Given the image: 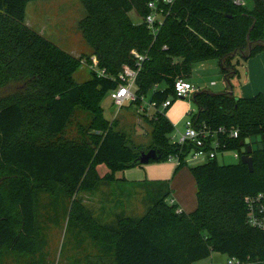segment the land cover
<instances>
[{
    "label": "trees",
    "instance_id": "1",
    "mask_svg": "<svg viewBox=\"0 0 264 264\" xmlns=\"http://www.w3.org/2000/svg\"><path fill=\"white\" fill-rule=\"evenodd\" d=\"M30 1L39 0H0V255L35 252L42 187L58 185L72 194L92 189L100 180L108 182L107 176L98 179L97 166L104 165L114 179L118 172L141 166L143 151L124 145V137L108 128L100 106L116 88L122 68H135L132 52L144 57L135 95L138 100L148 97L158 108L173 97L177 79L187 80L192 66L208 59L219 62L231 89L236 58L247 52L248 41L264 40L259 1L248 8L233 0H173L162 6V25L152 35L144 22L152 0H80L85 16L78 29L91 50L83 60L91 65L94 57L107 77L91 72L88 81L77 84L73 75L81 60L24 24ZM131 12L138 24L130 19ZM262 51L256 45L246 60ZM191 99L197 111L194 124L216 133L225 146L220 152L240 154L245 139L264 138L262 94L239 98L227 91H199ZM138 100L131 104L138 106ZM75 106L93 116L94 144H50L46 139L65 130ZM148 123L149 149L159 157L148 164L176 156L180 163L174 174L187 166L189 149L172 144L174 127L164 112L156 111ZM219 128L227 133L237 129L238 137L228 138ZM251 157L252 172L240 161L219 165L214 159L191 167L196 208L189 213L166 202L172 194L168 181L142 184L148 189L143 215L116 216L99 229L111 264H193L214 253L264 264V233L247 224L244 204L245 197L264 193V150Z\"/></svg>",
    "mask_w": 264,
    "mask_h": 264
},
{
    "label": "rangeland",
    "instance_id": "2",
    "mask_svg": "<svg viewBox=\"0 0 264 264\" xmlns=\"http://www.w3.org/2000/svg\"><path fill=\"white\" fill-rule=\"evenodd\" d=\"M246 4L248 8L252 7L251 0H246ZM25 6L24 24L63 51L73 52L70 55L81 60L80 67L73 75L74 82L81 84L88 81L92 71L83 59L91 55V50L84 43L78 29L79 21L85 16L80 0H39L30 1ZM129 17L135 24L140 22L133 12ZM185 81L201 92L214 94L221 93L227 87L216 59L194 64L189 78ZM243 84L244 82H230L235 96H238L239 88ZM12 89L10 87L8 92ZM148 100V97H145L138 106L127 103L117 113V108L108 94L100 103L102 116L109 123L108 128L124 137L125 146L142 150L144 153L151 150V125L148 121L155 112L153 107H147ZM189 109L195 110V105L191 98H186L176 100L164 111L165 117L175 127L170 138L175 139L174 136L180 131ZM92 118L85 109L75 106L65 130L46 140L53 145L86 143L92 146L95 142L94 135H97L96 130L90 127ZM233 156L234 152L226 151L218 153L216 160L219 165H234L238 160ZM152 164L156 163L147 165ZM200 164L203 162L188 163L177 173L170 174V177L174 178V196L185 199L186 203L196 202L192 192L195 181L189 169ZM171 165L176 169L174 161ZM97 168L98 166L95 167V172L98 179L107 176L108 182L100 180L92 189L81 188L67 194L63 187L58 185L42 187L37 212L38 232L34 236L35 252L26 256L13 252L5 253L0 255V264H111L110 258L104 253L102 233L99 229L112 224L116 216L143 215L148 203V189L142 184L149 183L120 182L111 175L104 174L107 171L104 165L100 166V172ZM120 175L118 172L116 177L119 178ZM171 197L172 194L166 201L168 204H171ZM222 256L223 264H227L229 258Z\"/></svg>",
    "mask_w": 264,
    "mask_h": 264
},
{
    "label": "built area",
    "instance_id": "3",
    "mask_svg": "<svg viewBox=\"0 0 264 264\" xmlns=\"http://www.w3.org/2000/svg\"><path fill=\"white\" fill-rule=\"evenodd\" d=\"M172 2L173 0H152L148 2L147 8L149 9V14L144 18V22L152 35H156L158 27L162 25L164 11L162 6L171 5ZM233 4L236 6L248 7L246 0H233ZM132 55L136 59L135 68L124 66L117 77L118 83L116 88L108 93L111 102L114 107L117 108L116 113L127 103L131 104L138 100L134 89L141 62L144 61V57L138 55L136 52H132ZM90 69L97 77H107L104 70L97 68V61L94 57L91 58ZM155 89L157 88L155 87ZM196 92H199V89L197 90L192 84L184 79H177L174 82L173 98H168L158 108H156L155 103H150L148 100L147 107H153L155 112L158 111L163 113L171 107L172 99L184 100L186 98H191ZM143 100L144 97H140L138 101L141 104ZM159 108L161 111H159ZM193 114L195 113L188 112L187 117L183 119L181 131L174 136L175 139L171 138V142L178 146H186L189 149L184 160L187 165L192 162L205 163L209 160H216L217 154L222 153L220 152V148H225V146L215 138L216 133L214 131L195 125L192 120ZM218 132L225 134L228 138L236 139L238 137L237 129L230 130L227 133L225 129L219 128ZM233 157L240 161L239 153L234 152ZM173 161L177 166L180 163L179 158L176 156L169 157L167 162L172 163ZM170 203L172 204L171 201ZM244 204L246 208L247 224L264 233V193L245 197ZM227 264H241V262L235 258H229Z\"/></svg>",
    "mask_w": 264,
    "mask_h": 264
},
{
    "label": "crops",
    "instance_id": "4",
    "mask_svg": "<svg viewBox=\"0 0 264 264\" xmlns=\"http://www.w3.org/2000/svg\"><path fill=\"white\" fill-rule=\"evenodd\" d=\"M66 53L73 54V52L71 51ZM236 61L238 62L237 75L231 82H244V84L240 86L238 96H235L232 88L228 89V85L226 82L225 83L227 87L222 92H228L230 90L235 97L239 98H251V96L253 97L257 94H262L264 96V51L258 53L257 55L246 61L237 57ZM188 112L196 113L197 111L195 108V110L189 109ZM171 164L172 163H169L168 165L165 163L142 165L136 168L119 172V174H121L119 178L116 177L117 173L114 177L120 182L124 181L130 184H141L145 182L153 184L165 181L171 182L170 189L172 191V197L170 201L172 202V204L177 205L180 211H184L186 213L192 212L195 209L196 202L193 204H191V202L186 203L185 199H179L177 198V196H174V178L170 177V174L172 172L174 173L175 169ZM100 166H98L97 168L98 172H100ZM105 173H108V169L106 172H104V174ZM195 191V185H193V194H195ZM221 257H223L221 254L219 255L214 253L210 257L196 261L193 264H223V258Z\"/></svg>",
    "mask_w": 264,
    "mask_h": 264
},
{
    "label": "water",
    "instance_id": "5",
    "mask_svg": "<svg viewBox=\"0 0 264 264\" xmlns=\"http://www.w3.org/2000/svg\"><path fill=\"white\" fill-rule=\"evenodd\" d=\"M252 2H262L263 3V8H264V0H251ZM248 40V39H247ZM256 45H261L264 47V40L262 41H257V42H249L248 41V47H247V52L246 53H241L238 57L241 59H247L251 52L252 49ZM233 57L235 55H232ZM225 82L228 84L227 80L224 79ZM229 94H231V91H228ZM264 150V138L261 136H256V137H250L245 139L244 141V147L240 150V163L244 166L247 167L249 172L253 171V161L251 155L256 152H261ZM159 157L157 156L156 151L154 150H149L147 153L141 152L138 162L139 164L142 165H147L150 161H157Z\"/></svg>",
    "mask_w": 264,
    "mask_h": 264
}]
</instances>
